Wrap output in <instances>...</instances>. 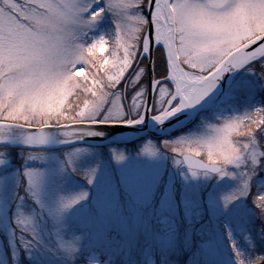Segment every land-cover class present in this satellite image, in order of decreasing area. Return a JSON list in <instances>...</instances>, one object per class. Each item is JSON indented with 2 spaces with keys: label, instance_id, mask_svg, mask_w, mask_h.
I'll list each match as a JSON object with an SVG mask.
<instances>
[{
  "label": "rangeland",
  "instance_id": "1",
  "mask_svg": "<svg viewBox=\"0 0 264 264\" xmlns=\"http://www.w3.org/2000/svg\"><path fill=\"white\" fill-rule=\"evenodd\" d=\"M76 2L83 7L90 0ZM97 6L104 7L105 0H91L89 11ZM116 19L105 10L92 26H76L73 45L82 50L103 37L107 44L97 45L94 55L105 62L113 53L121 56L114 32ZM5 34L10 46L7 75L15 78L21 37L15 26L5 29L0 20V64L5 63ZM88 59L96 62L92 55ZM140 59L135 57L125 86L122 81L119 89H107L113 96L98 121L139 118L147 91L143 78L135 80V72L145 66H138ZM258 67L247 65L234 76L219 109L198 114L192 126L160 140L148 136L130 147L29 148L15 152L21 158L19 164L13 162L9 150L0 148V264H238V259L251 264L256 257H264V209L255 204V197L264 194V155L258 156L255 165L251 159L264 152V130L256 129L250 138L229 127L243 131L241 123L248 125L257 109L264 110V65L258 63ZM85 68L89 70L87 65ZM164 83L173 87L170 81ZM141 88L144 95L133 100ZM115 91L120 93L122 105L115 99ZM170 91L153 97L151 114L167 107ZM91 99L82 88L72 93L57 90L40 107L48 114H66L63 123H67L72 122L68 115H76L78 109L88 115ZM216 129H224L228 142L244 152L238 167L223 159L217 162L215 157L221 154L211 153L201 143ZM145 147L154 149L155 154L148 155ZM114 153L124 158L117 161ZM183 154L218 164L226 174L187 168ZM177 160L180 162L175 163ZM25 167L42 173L34 189L36 198L26 191ZM243 182L248 184L247 194L225 206L224 197L234 195ZM82 193H87L83 199L60 209L62 199L71 200ZM72 248L75 250L70 253Z\"/></svg>",
  "mask_w": 264,
  "mask_h": 264
},
{
  "label": "snow or ice",
  "instance_id": "2",
  "mask_svg": "<svg viewBox=\"0 0 264 264\" xmlns=\"http://www.w3.org/2000/svg\"><path fill=\"white\" fill-rule=\"evenodd\" d=\"M90 8L91 0L83 7L76 0H0V20H3L5 29L15 26L21 37L19 74L15 78L7 75L10 46L7 35L3 37L5 63L0 64V95L3 97L0 131L21 128L25 130L21 137L24 144L47 143L46 129L62 125L66 114H48L40 103L57 90L72 93L76 88H82L92 95L87 106L88 115L83 108L78 109L76 115H68L67 118L76 123L71 125V130L62 129V142L102 135L93 129L96 124L89 127L79 122L100 119L99 114L108 107L109 98L113 96L107 89H119L122 81L125 86L137 55L148 54L146 63L153 66V97L171 90L167 107L151 115L158 123L197 104L215 87L223 73L257 62L264 65V0H105L104 7L97 6L89 11ZM105 10L117 17L114 32L122 53L119 57L113 53L107 62L94 55L97 45L107 44L103 37L82 50L79 45H73L76 26H92ZM89 55L96 61L94 64L88 59ZM157 61L164 65L159 75L155 74ZM85 65L89 70L86 71ZM81 72L83 76L78 75ZM144 74L145 66L135 72V80H142ZM261 77L264 78V72ZM165 81H170L173 87H168ZM144 92L145 89L141 88L133 100L142 97ZM115 99L123 104L118 91H115ZM146 112H149L148 107L144 108L139 123ZM262 112L264 110L257 109L248 125L241 123L243 131L234 125L229 127L252 138L256 129L264 130ZM104 118H109L107 113ZM2 139L4 137L0 136ZM201 143L211 153L221 154L215 157L217 162L223 159L225 164L237 167L243 163L244 152L235 143L228 142L224 129L214 130ZM252 143H255L254 139ZM248 147V144L244 145V149ZM144 151L148 155L155 154L150 147H145ZM261 155L264 152L251 156L253 165ZM123 158V154L114 153L117 161ZM212 171L221 176L226 174L218 167H213ZM41 176L37 169L25 167L23 170L26 191L33 198H36L34 189ZM88 182H92L91 175ZM247 191L248 184L243 182V187L234 195L224 197L225 206L237 196L246 195ZM86 195L82 193L71 200L62 199L59 207L65 210ZM255 204L258 209H264V194L255 197ZM14 223H18L15 217ZM74 250L72 248L70 253ZM238 264H244V261L238 259ZM251 264H264V257H256Z\"/></svg>",
  "mask_w": 264,
  "mask_h": 264
},
{
  "label": "water",
  "instance_id": "3",
  "mask_svg": "<svg viewBox=\"0 0 264 264\" xmlns=\"http://www.w3.org/2000/svg\"><path fill=\"white\" fill-rule=\"evenodd\" d=\"M141 57H145L146 61L148 60V54H145ZM141 57L139 56V59ZM244 67L223 73L222 76L218 79L215 87L197 104L192 105L187 109L181 110V112L168 118L163 123H158L151 118V109L154 94V90L152 89L153 66L151 63H146L147 91L141 115L145 107L149 108V112L145 113L144 119L140 123L138 121L141 115L137 119L126 121H80L79 124L87 125L89 127H91L93 124H96L92 126L93 129L102 133V135L83 136L82 138L62 142V129L66 128L67 130H71V125L73 123H76L75 121L67 122L58 127H50L46 129V132L48 134V142L43 145L24 144L21 137L24 135L25 130L17 127H10L0 131V136L4 137V139L0 140V146L52 149L81 144L92 146L123 145L138 139L145 138L147 136H150L152 138L167 137L190 126L195 121L198 114L208 112L217 108L222 102L226 90L232 79ZM181 159L184 166L190 169L217 173L215 171H212V168H220V165L208 164L192 154H183Z\"/></svg>",
  "mask_w": 264,
  "mask_h": 264
},
{
  "label": "trees",
  "instance_id": "4",
  "mask_svg": "<svg viewBox=\"0 0 264 264\" xmlns=\"http://www.w3.org/2000/svg\"><path fill=\"white\" fill-rule=\"evenodd\" d=\"M140 64H144L145 65V74L143 76V80L142 81H143V84H147L146 59L144 57L140 59V61L138 62V66ZM251 65H253V67H256V69H259L258 62L255 63V64H251ZM163 68H164L163 62L162 61H157V65H156V68H155V74L156 75L161 74L162 71H163ZM153 75H154V70H153ZM219 108H220V105L217 108H215V109H219ZM177 133L178 132H175L174 134H177ZM134 143L135 142H132V143H130V145H132ZM0 148L5 149V150H9L10 151V155L13 156V162L17 163V164L20 163L21 158H19L17 155H15V152H18L20 150H29V148L27 149L26 147H18V146H0ZM31 149H36V148H31Z\"/></svg>",
  "mask_w": 264,
  "mask_h": 264
},
{
  "label": "bare ground",
  "instance_id": "5",
  "mask_svg": "<svg viewBox=\"0 0 264 264\" xmlns=\"http://www.w3.org/2000/svg\"><path fill=\"white\" fill-rule=\"evenodd\" d=\"M213 92V91H212ZM212 94V93H211Z\"/></svg>",
  "mask_w": 264,
  "mask_h": 264
}]
</instances>
